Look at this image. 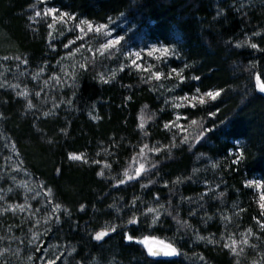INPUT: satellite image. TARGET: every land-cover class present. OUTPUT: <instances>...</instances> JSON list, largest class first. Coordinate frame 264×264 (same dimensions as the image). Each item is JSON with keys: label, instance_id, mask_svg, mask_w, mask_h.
I'll list each match as a JSON object with an SVG mask.
<instances>
[{"label": "trees", "instance_id": "trees-1", "mask_svg": "<svg viewBox=\"0 0 264 264\" xmlns=\"http://www.w3.org/2000/svg\"><path fill=\"white\" fill-rule=\"evenodd\" d=\"M56 1L89 20L122 18L134 26L136 39L174 47L178 58L170 65L185 81L168 76L169 64L161 71L164 85L129 68L121 71L114 56L66 57L58 31L35 32L28 25L29 0H0V196L8 191L20 197L0 199V264H41L33 244L38 235L40 249L55 246L41 254L61 257L57 264H264V232L256 224L261 209L253 190L245 187L246 179L264 180V97L255 89L256 74H264V51L250 46L264 50V0H243V8L241 0ZM108 70L113 73L104 83ZM196 88L218 90L221 96L177 111L178 97ZM178 113L186 116V131L165 129ZM201 128L211 131L201 142L193 140ZM185 135L189 144L180 143ZM236 142L244 153L239 165L232 164L235 155H228ZM145 144L162 149L147 154L156 171L146 163L150 174L113 191L117 176L124 178L125 170L134 175V158L142 161L137 154ZM70 153L88 162L69 160ZM48 189L47 199L70 213L57 212L59 225H45L51 212L44 197ZM136 198L139 205H132ZM7 204L25 205V210L11 215L4 211ZM80 204L86 213L79 211ZM146 207L159 210L156 224L152 215H141ZM133 217L140 222L129 224ZM110 224L123 230L110 232L97 247L89 235ZM46 227L54 231L44 235ZM247 229L253 233L246 236L248 244L238 245L235 253L224 247L242 240ZM125 231L133 239L151 236L171 243L177 255L153 260L134 240L124 239Z\"/></svg>", "mask_w": 264, "mask_h": 264}, {"label": "snow or ice", "instance_id": "snow-or-ice-1", "mask_svg": "<svg viewBox=\"0 0 264 264\" xmlns=\"http://www.w3.org/2000/svg\"><path fill=\"white\" fill-rule=\"evenodd\" d=\"M41 3H46V0H41ZM240 7L241 8L244 7L243 0H241ZM218 14H219V10H218ZM35 15H36V17H41L42 13L37 11L35 13ZM48 16H51L52 21H53V23H49L48 24V28L49 29H52L56 23H64V22H66L69 19H76V18L72 17L69 13L60 12L59 9L54 8V7H46L44 9L43 17L47 18ZM31 19H33V18L29 17V20H31ZM83 24H87V26H88L87 30L89 32L93 31L92 24L87 22V21H80V23L79 24H75L74 27L75 28H80L81 25H83ZM106 27H107L106 25L101 24L95 29V31L96 32H100L102 29H105ZM81 31H83L82 28H81ZM253 35L254 36L255 35H259V33H253ZM49 36H52L51 32H49ZM120 40H121L120 37H117L116 39H109L108 42L106 44H103L101 47L103 49H105V50L111 49L115 45L120 44ZM239 46L240 45H237V47H239ZM250 46H251V48L253 50L264 51V50L260 49L258 44H256V43H252ZM64 47L67 48L68 45H64ZM154 51H160L162 53L163 57H165V58L169 55V49L168 48H161V49H155L154 48L152 51H150L148 53V55L151 56L152 52H154ZM135 55H136V57L138 59L140 54L136 53ZM5 59H7V57H5ZM17 59H19V58H17ZM22 62L25 63V64L28 63V61H22ZM132 65L135 66L137 69L141 68V65L138 64L137 60H135V59L132 60ZM85 67H86V65H83V64L81 65V68H85ZM185 67H187V65H185ZM251 67L254 68L255 65H252ZM40 71H44V69L41 68ZM121 71H123V67L121 68ZM173 73H175V74H177L179 76V81H180L181 84H183L184 81H185V77L183 75H180L179 72L177 71V69H175V68L171 69V71L168 73V76L171 77V75ZM162 75L163 74L161 72H159V71H155V72L151 73V76L154 77L156 80H160ZM37 76H38V74H37ZM37 76H34L33 79H36ZM113 77H114V74H113ZM262 78H264V74H262V72H259V73L256 74V76H255V89L257 91L261 92V93H264V79H262ZM101 79H102V81L104 83L108 82L107 80H103V78H101ZM191 79L195 80V81H199L200 80V76H194ZM56 82H57V84H60L61 86H63L61 84V81H60L59 78H56ZM45 83H47V81H45ZM0 87H3V85H0ZM195 91H196V93H199L200 89L196 88ZM18 95L23 96V95H26V93H18ZM35 95L36 96H40L41 93L40 92H36ZM220 96H221V91L216 90V91H206V92H204L203 95H200V96L192 95L191 97H181L180 99L181 100H185V99L190 100L192 103L189 104V107L195 108L197 106L196 103H195L197 100H198L200 105H204L206 103L205 97L209 98L210 101H215ZM126 99L130 100L131 97H126ZM28 107L29 108L32 107V102L31 101H29ZM60 107H61V105L54 104V108L55 109L58 110ZM176 107L180 108L181 105L177 104ZM208 114H209V116H215L216 115L215 112H209ZM43 115L44 116H48L49 113L45 112V113H43ZM176 119L179 120L180 117H177ZM191 123L195 124L196 121H192ZM140 127L143 128V125H140ZM173 127L178 128L181 131H183V128L176 122H168V123L164 124V128L165 129H170V128H173ZM61 131H63V129ZM210 131H211V129L201 128L199 133H197L192 139L201 142L202 138L205 137V134L210 132ZM180 143L181 144H189L190 143L189 137L187 135H185L184 139L181 140ZM176 146L177 145L175 143H173L171 145V147H176ZM233 147L235 148V153H233L231 150H229L228 155L229 156L235 155V159L232 160V164L239 165L243 161L244 153L240 151V147H238L237 145H234ZM153 152L154 153H161L162 149L160 147H151L150 148L149 145H147V144L143 145L139 149V152L137 154V156L139 158H142V161L141 162H137V160L135 158H134V161H133V164H134V175L129 173L127 170H125V172L123 173V177L124 178H119V176L116 177L118 183H117V185L112 186V190L113 191H119L120 190V186L131 185L133 183H137L140 180L144 179V177L146 175L150 174L148 172L147 167H146V163L151 167L152 172H155L156 171V164L151 163L147 159V154L148 153H153ZM68 159L72 160V161H82L84 163L88 162L87 160L83 159L82 155H77V154H74V153H70L68 155ZM93 163L99 165L100 161L96 160V161H93ZM215 166L216 165L213 164V167H215ZM104 168H106V169L107 168H111V165L108 164V163H105L104 164ZM61 172H62V169H57V173L58 174L61 173ZM98 175L103 176L104 173L100 172V173H98ZM149 183H152V182L149 181ZM44 187H46V185ZM141 187L144 188V189H147L148 191H151V189L149 188L148 184H142ZM245 187H247V188L255 187V188L264 190V180H247L246 183H245ZM39 195H40V193L37 192L36 196H39ZM50 195H51V189H48L47 192L44 193V197H45V199L47 201V204L51 207V212L47 213L46 216L44 217L45 225H50V224L59 225L62 221H61V217L59 215H57L56 213L59 212V211H62L63 214L69 215V216H70V213L68 212L67 209L61 210V205L59 203H54V199L53 200H48L47 197L50 196ZM221 195H223V193H221ZM33 198H35V197H33ZM131 203H132V205H139L140 200H139V198H136ZM156 203L159 204V200H156ZM258 203H259V207L261 209V212H260L261 219L256 220V224L259 226L260 230L262 232H264V191H262L261 195L259 196ZM17 207H19L21 211L25 210V205H18ZM159 207L163 208V205H159ZM9 210L10 209H8V208L4 209L5 212L9 211ZM11 210L15 211V209H11ZM40 211H42V209H36V212H40ZM79 211L81 213H86L87 212L86 205L80 204ZM241 211H243V210H241ZM141 215L144 216L145 218L148 215H152V217H153L152 223L153 224H156L161 218L159 210L157 208H153V207H146V212L141 213ZM225 219H227V218L225 217ZM253 219H255V217ZM139 222L140 221H139V219L137 217H133L132 219H130L128 221L129 224H138ZM77 227H79V225H77ZM108 229H110V231ZM118 229L123 230V226L110 224V225L106 226L105 228H100L99 225H98L97 229L93 230L94 231V235H89V240H94V241L99 242L97 247H100L106 239H110L111 238L110 232L114 234V233L117 232ZM49 231H54V229H52L50 227H46L44 235H48ZM252 234H253L252 230L251 229H247L246 230V235L242 234V236H244V238L242 240L237 241L236 239H232L231 240V244L225 243L224 247L225 248H229L230 251L235 253L236 252V247L238 245H246V244H248V240H247L246 236H249V235H252ZM123 236H124L125 240H127L129 242L133 241V236L130 235L128 232L125 231L123 233ZM199 239H204V238L203 237H199ZM31 242L32 241H29V243H31ZM137 243H140L147 250L148 255L151 256V257H158V256H161V255H163L165 257H173V256L177 255V248L174 247L173 244L166 243L163 240H158L155 237L144 236L143 239L140 240V241H137ZM52 247H55V246L50 244V245H48V247H46L44 249H40V248L37 247L35 249V251L36 252L44 251V252L47 253V252H49V249L52 248ZM242 250L243 249L241 248V251ZM72 251H75V250L73 249ZM0 255H2V253H0ZM28 259L32 260L33 257L29 256ZM37 259L44 260L45 264H57V261L62 259V258L61 257H56V259H50V258H48L46 256H40V257H37ZM199 259L203 260V257H200ZM65 264H67V261H65Z\"/></svg>", "mask_w": 264, "mask_h": 264}, {"label": "rangeland", "instance_id": "rangeland-1", "mask_svg": "<svg viewBox=\"0 0 264 264\" xmlns=\"http://www.w3.org/2000/svg\"><path fill=\"white\" fill-rule=\"evenodd\" d=\"M46 7H54L60 10V12L69 13L67 10L63 9V7L56 1V0H46V3H41V0H29V7L27 8L26 19L28 21V25L32 26V29L37 32L40 29H44L47 31L55 30L56 32H59L58 42L62 43L63 40H65L64 45H68V47H64L63 45V52H65L66 57L74 56L77 58H84L86 55H90V57L93 58H109V56H114L115 61H118L120 63V67L123 69H131L135 72H139L145 80H153L154 77L151 76L152 72L155 71H163L164 67L169 64L170 60L172 58H178V54L176 53V50L172 46H168L164 44L161 41L158 40H148L146 38L144 39H136L135 34L133 31L135 30L134 26L129 27L128 23L123 21L122 18H109L106 22H97L94 20L86 19L82 16H75L71 13H69L72 17L76 19H69L64 23H56L52 29L48 28L49 23H53L51 16H48L47 18L43 17V12ZM39 11L42 13L41 17H36L35 13ZM29 17H32L33 19L29 20ZM80 21H87L92 24L93 31L89 32L87 30V24L81 25L80 28H75V24H79ZM104 24L107 27L105 29H102L100 32H96L95 29L101 25ZM81 28L83 31H81ZM47 36H49V32H47ZM117 37H120V44L115 45L111 49H103L101 46L103 44H106L109 39H116ZM71 42V43H70ZM161 49V48H168L169 49V55L165 58L163 57L162 53L160 51H154L152 52V55H148L150 51L153 49ZM136 53H139V58L137 59ZM175 54V55H174ZM137 60V63L141 65L140 69H137L135 66L132 65V60ZM171 67V65H170ZM120 68V69H121ZM174 67H171L173 69ZM169 69V72L171 71ZM113 70H108L105 72V75L102 76L103 80H106L112 76ZM162 73V72H161ZM173 73L172 75H174ZM179 77V76H178ZM163 80V75H162ZM160 79L161 84H164V82H167V80H164V82ZM166 85V83L164 84ZM204 92L196 93L194 91L191 94H183L182 97H191L192 95H203ZM181 97H178L177 104H180L181 107L188 105L192 103L190 100H181ZM206 102L210 101L209 98L205 97ZM196 104H199L198 100L195 102ZM177 111H179V108H177ZM180 117L179 120L176 118ZM186 116L184 114L178 113L173 122L178 123L182 128L183 131H181L178 128L173 127L174 132H185L188 127H186ZM236 145L238 146V143L236 142ZM235 153V150L232 151ZM247 180H258L257 178H249L245 180V183ZM253 192L256 195V204L259 207V196L261 195L262 191L258 188H251ZM3 197H9L13 196L12 198H15L14 202L19 201V196L11 195L8 191H3ZM2 196H0V199H2ZM2 203V201L0 202ZM18 205V204H17ZM4 206V205H3ZM4 207H7L10 209L9 214L11 215H17L21 213V210L17 206L5 205ZM260 208V207H259ZM11 209H15V211H12ZM57 214V213H56ZM36 237V238H35ZM34 237V250L38 247L41 248V244L43 243V237L41 235ZM144 236L134 238V242L141 247H143L140 243H137V241H140L143 239ZM158 239V238H157ZM161 240V239H158ZM167 243V242H166ZM144 248V247H143ZM145 249V248H144ZM146 250V249H145ZM147 251V250H146ZM42 251L38 252L40 256H46V257H52L51 255L41 254ZM41 264H45L44 260H39Z\"/></svg>", "mask_w": 264, "mask_h": 264}, {"label": "water", "instance_id": "water-1", "mask_svg": "<svg viewBox=\"0 0 264 264\" xmlns=\"http://www.w3.org/2000/svg\"><path fill=\"white\" fill-rule=\"evenodd\" d=\"M263 97H264V93H261V92H259ZM148 254V253H147ZM149 256V255H148ZM151 259H153V260H162V259H171L172 257H165V256H163V255H161V256H158V257H151V256H149Z\"/></svg>", "mask_w": 264, "mask_h": 264}]
</instances>
